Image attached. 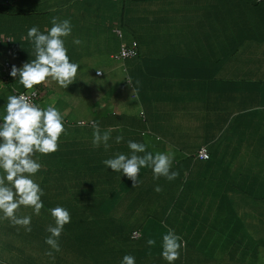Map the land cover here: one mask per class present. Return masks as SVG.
I'll return each instance as SVG.
<instances>
[{
  "label": "crops",
  "instance_id": "0c3cea01",
  "mask_svg": "<svg viewBox=\"0 0 264 264\" xmlns=\"http://www.w3.org/2000/svg\"><path fill=\"white\" fill-rule=\"evenodd\" d=\"M138 1L145 2L148 0ZM174 1L164 0V9L163 7L157 9V11L164 10L162 19L164 27L160 30L155 29V32L163 35L165 42L167 40V44L163 45V66L172 73L171 76H163L161 69L152 72V69L143 71L134 68L131 72L132 85H128L129 82L127 81L125 82L127 88L131 89L129 98L126 97V100L119 98L127 96L125 85L123 86L124 93L108 95L106 91L103 92L98 89L92 82L96 77V72L100 69H104L110 74L112 82L114 77L118 76L120 67L114 61L113 55L118 52L121 42L119 46L118 44L115 46L113 43L117 42L115 39L117 37L109 39L107 34V38L101 39L98 46L90 45L85 54H79L81 46L89 44L93 36L76 37L82 43L79 45L74 43L73 56L76 64L80 66L74 83L65 89L49 78L45 85L50 84L51 87L49 86L43 92L40 105L47 108L50 106V101H54L53 106L61 111L67 120L75 121L84 118L87 121L99 122L102 132L112 129L111 133H133L129 141L145 144L147 152H149V144L164 143L165 151L173 157L171 169L174 172L179 171L177 189H181V185L184 186L178 199L182 202L180 208L185 209L187 201L196 202L202 214L206 213L208 218L215 219V212L220 218L223 208L221 206L227 200L232 201L233 193L238 194L233 185L225 186L229 182V180L226 182V171L234 174L231 179H239L244 182H246L247 177H252L253 166L257 175L261 172L264 174V160L257 161L255 157L258 154L264 157V96H261L259 101V109L252 108L249 103L251 91L256 89V87L251 86V82L254 81L253 79L264 80V1L258 0L259 5L256 6L250 0H236V4L227 9V15L224 19H213L217 24H222L219 28L226 32V39L221 38L220 42L227 44L225 47L217 48V53H220V57L226 60L222 62L221 66H216L212 62L211 65L201 63V59H198L197 55L192 57L188 53V47L184 44V37L182 36L184 28L186 34L187 26L204 24L205 17L200 16L207 9V7H203L204 0H197V3H201V12H198L196 8H187L191 0H186V4L182 1ZM133 8L147 9L148 6L143 3L141 7ZM149 8L152 9V7ZM153 10L155 11L154 14L149 15L150 22L157 18L156 9L153 8ZM67 11L68 14L72 13L71 9H67ZM60 12L62 9L57 10V13ZM127 17L130 18L129 15ZM125 21H129V19H125ZM118 24L117 20L116 25L119 26ZM173 27L175 28L172 29ZM195 32L194 29L192 34ZM172 36L178 39H172ZM145 37L149 38L150 35ZM196 38L202 40L201 35ZM28 45L31 46V44ZM28 45L27 49L20 51L23 58L12 61L18 69L35 59L34 50L29 49ZM108 49L113 54L111 61H106L103 58V53H107ZM161 53L162 50L158 52V54ZM90 73L94 75V78ZM88 75L89 78H87ZM15 79L19 81V77ZM79 82L85 83L80 84ZM119 83L124 82L122 80ZM74 89L78 92L79 102L76 103L73 99L65 101L66 91L68 90L67 93H69ZM137 90L142 91V93L135 97ZM131 95L133 96L131 97ZM107 98H111V101H108ZM78 104L84 105L82 112L77 111ZM199 113H201L200 116H198ZM203 114L205 115L203 116ZM117 116H120L121 119L114 120L113 118ZM228 120L230 128H237L240 133H218V124ZM88 138V142H90L91 136L88 135ZM81 139L86 141L85 137H81ZM119 145H121V151L117 152L118 146L114 143L108 152L125 155L130 153L128 144L124 148V140ZM203 147L209 150L210 160H212L209 166H203V160L197 157L199 150ZM235 153L246 155L247 158L243 162V170L240 173H238V167L241 164L238 162L236 164L237 160L231 158L236 157ZM232 160L233 162H230ZM74 164L77 165L78 163L74 162ZM146 169L152 171L150 168H141L140 182L135 188L130 179L123 180L118 184L115 177L124 178L122 172L115 173L105 165L100 168L99 179L98 177L93 179L95 181L98 179L100 187L108 186L115 180V185L107 189L110 197L109 206L116 209V217L119 214H125L126 217L132 215L133 219L138 218L137 223L131 228L133 232H141L144 227V215L150 213L154 202H158L155 195L149 197V191L152 188L155 190L157 183L161 182L159 186L162 191L153 190V194L161 195L167 192V187L164 184L165 178L161 177L159 180H155L153 172L151 176L146 175ZM1 171L0 175H3V170ZM186 171L187 174H185ZM241 173H243V178L237 176ZM41 176L44 177L43 171ZM85 178L91 180L86 176L80 178L78 183L90 185ZM189 178L193 180L192 187L195 188L199 183L200 187L194 189L200 192L199 195L193 194L192 190L187 188ZM212 179H214L213 183ZM212 184L214 185L212 186ZM258 186L257 193L264 191V183H260ZM77 193L84 194L80 196L81 198L88 196L87 188L84 192L79 190ZM255 194L254 192L253 195ZM241 196L242 200L246 198L244 193ZM217 205L221 206L215 207ZM106 207L107 205L102 206L101 212L107 210ZM22 208L24 206H21L17 211L19 212ZM202 214L198 216L196 213L195 218L204 223ZM18 215L20 214L18 213ZM13 227L17 229L16 226L13 225ZM141 239L143 240L141 245L145 246L140 247L141 257H145L147 251L150 250L160 249L162 253V240L154 239L156 241L155 246L149 247L147 245L148 239L143 235ZM155 255L157 256L156 259L160 258L159 253H155ZM90 258H92L91 255L88 256L87 264H94ZM160 261V264H168L167 261L163 260V257Z\"/></svg>",
  "mask_w": 264,
  "mask_h": 264
},
{
  "label": "trees",
  "instance_id": "16d2710c",
  "mask_svg": "<svg viewBox=\"0 0 264 264\" xmlns=\"http://www.w3.org/2000/svg\"><path fill=\"white\" fill-rule=\"evenodd\" d=\"M178 1H182L185 4L187 3L186 0H175L174 2ZM250 1L256 6L259 5L258 0ZM204 2L205 4L203 7H207V9L200 14V16L205 17V21H203L204 24L187 26L186 34L184 28V32L182 31L184 44L188 47V53L192 57L197 55L198 59H201V63L211 65L212 62L215 63L216 66H221L222 62L226 60L220 57V53H217V48L225 47L227 44L226 42H220L221 38L226 39V32L219 28L222 24H217L213 19H224L227 15V9L233 7L237 1L204 0ZM143 3L148 7H152V9L158 7H163L164 9V6H162L164 5V0H148L145 2H140L138 0H0V125L3 124L4 121L2 118L6 115L5 108L8 102V96L14 95V89L17 91H28L19 84L18 79L13 78L11 75L5 76V74H3L4 66L10 64L13 67L12 61L14 59H22L23 54L20 51L27 49L28 44H31V46L28 45L29 49L34 50L32 42L29 39L23 38L27 37L28 30L34 26L38 27L42 33L47 34V30L52 27L51 21L54 17H59L60 20L67 19L71 22V35L64 38L67 55L71 63H76L73 56L75 51L73 41L77 39L76 37L86 35L93 36L89 44L85 46L82 45L80 48L79 54H85V51L87 52L90 45L98 46L101 39L107 38V34L109 39L115 37V30L117 27L121 26L125 29V35L128 34V32L130 33V40L128 39L129 37L125 40L127 45L131 46L135 42L136 55L123 58L119 47L118 52L114 55L112 51L108 49L107 53H103V58L106 61H111L113 55V59L119 64V67L121 68V66H123L122 70L126 73V75L124 73L125 80L123 81H127L129 82L128 85H132L131 72L134 68L143 71L152 69V72H157L161 69L163 76H171L172 73L163 66V45L167 44V40L165 42L163 35L155 32L164 27V22L162 21L164 14L156 15V20L152 22H150V18L146 16L138 19L137 17H132V20L127 17L128 8H138L141 7ZM187 8H196L198 12H201V3H197V0H191ZM58 9H62V12L57 13ZM67 9H71L72 13L68 14ZM165 14L167 16V12ZM125 19L132 21L133 25L129 24ZM117 20L119 26L116 25ZM174 28L175 27L172 29ZM194 29L196 32L192 34ZM146 35L148 37L150 35V37L146 38ZM199 35H201L202 40L196 38ZM116 41H118V39H116ZM113 44L116 46L118 43L114 42ZM160 50H162V53L158 54ZM97 72H101V75H96L95 78L94 75L90 74L94 78L92 82L93 85L97 86L98 89L103 92L106 91L108 95H117L125 92L123 88L124 83H119L120 81H118L117 85H115L116 76L112 82L111 76L106 70L100 69ZM87 78H89V75ZM253 80L256 82L252 81L251 86L256 87V89L251 91L252 94L249 98V103L252 108L259 109V101L261 96H264V88H262L264 80ZM79 83L84 84L85 82ZM31 91H36L38 93L39 100L37 102L40 105L45 90L36 86ZM110 92L111 94H109ZM136 92L135 97L142 93L140 90ZM74 93H78L76 89L71 90L67 96L71 98ZM129 96L130 95L127 94V96H121L119 98L125 99L126 97L129 98ZM107 99L111 101V98ZM78 101L75 102L77 103ZM40 107L46 109L41 105ZM59 112L62 114L61 111ZM200 114L201 113H199L198 116H200ZM205 114H203V116ZM115 115H117V113H115ZM62 118L65 133L62 134L59 140L58 151L49 155L36 153L34 157L41 164L40 170L41 172L43 171L44 175V177H42L40 172V180L39 182L36 181V183L39 185L43 181V184L39 186L43 192H45L44 195H46L43 197L44 207L41 209V211L43 210L41 214L43 216L37 218L38 222L36 220L34 223H31V232H33V234L30 242L33 244V249L37 247L39 251L37 254H33L34 251L32 249L28 250L26 247L15 260H17L19 264H87L88 256L91 255L92 258L96 260L94 264H101L102 261V264H105L107 258L104 252L105 249L102 247L103 243L98 241L101 237H108L109 240L113 241L111 245L110 262L108 264H121L125 255L133 256L135 258V264L153 263L157 257L154 250L147 251L145 257L140 256V247L145 246L141 245L143 242L141 239L142 236L133 237L131 228L134 227L135 223L131 220L132 215H127L126 217L123 214H119L116 217V209L113 206L112 208L109 206L110 203L108 200L110 197L107 189L115 185V180L112 184L103 187H100L97 181L100 175V168L104 166L103 161L105 159L114 158L113 156L121 151V145L115 142V137L123 136L125 148L133 133H111L109 144L112 146L116 143L118 148L116 153L110 154L108 151L111 150V147L107 151H105L103 144H101L99 148L93 147V125H99V122L87 121L86 119L84 120V118L75 121L67 120L63 114ZM113 119L120 120L121 117L117 116ZM218 126V133H240L237 128H230L229 120L218 124ZM99 127L101 126L99 125ZM88 135L91 136L90 142H88ZM81 137H85L86 141L82 140ZM235 156L236 157H231L235 158V161L240 158L239 154ZM246 160V155H242L240 160L237 161L241 164L238 167V173L242 172L243 162ZM74 162L78 164L76 165ZM230 162H233V160ZM203 163V166H209L212 160H205ZM252 169L255 171L254 166ZM0 173H2L1 170ZM121 174L123 175V173ZM185 174H187V171ZM242 174L243 173L237 176L243 178L244 176ZM233 175L232 172L226 171V182L229 180L231 183L228 182L225 186L228 187L233 185L235 191L239 195H243L244 193L246 198L242 200V196H240L242 201L241 204L239 203L237 206H235L231 200H227L223 206H215L223 207L220 218L217 217V219H225L221 225H218V234L221 236V251H223L226 259L231 257V259L223 261V264H258L261 259L260 253L264 256V246L254 244L259 241L255 240L253 235L255 229L264 231V191L257 193L256 188L259 187L258 185L260 183H264V174L261 172L257 175L255 171L254 177H247L246 182L240 181L238 186L237 183L239 179H231ZM86 176L91 178V180L85 178L90 185L78 183L80 178ZM123 176L124 178L121 179L115 177L118 184L126 180L127 176ZM97 177L98 179L96 181L93 180ZM51 180L57 181L59 187L62 189L57 192V196L54 198H52L49 193L51 191L46 187V184ZM127 180H129L128 177ZM211 181L213 183L214 180L212 179ZM253 181L256 182V184H254L256 188L252 187ZM192 182L193 180L188 182L189 185L187 188L192 190L193 194L199 195L200 192L194 190L200 187L199 183H197L194 188L192 187ZM201 184L204 185L203 183ZM213 185L214 184H212V186ZM86 188L88 196L86 198H81L80 196L84 194L77 192L79 190L80 192H84ZM254 192L256 193L255 199L248 203L247 197H250ZM149 197H154L153 189L149 191ZM104 205H107L105 209L109 211L103 210L101 212V208ZM58 206L66 209L68 208L67 210L70 213L71 221L65 225L59 238L58 242L61 250L55 252L45 241L50 235L46 229L49 225L55 226L50 210ZM25 208L28 210L31 207ZM30 212H32V210H30ZM0 215L3 216V213L0 212ZM255 215H258V217L254 219L257 220V223L253 225L250 221L253 220ZM5 224L13 225L10 219L7 220ZM204 224L205 223H203V225ZM213 225L214 224L211 226ZM16 227L19 228L18 225ZM4 229V227H0V243L3 242V233L6 231V229ZM18 230L19 229H14V231ZM224 236H226V238H224ZM203 246L211 247L210 241L205 240ZM49 251L52 252L51 256L48 255ZM184 261L189 264L188 259L180 255L177 264H184Z\"/></svg>",
  "mask_w": 264,
  "mask_h": 264
},
{
  "label": "clouds",
  "instance_id": "9594fccd",
  "mask_svg": "<svg viewBox=\"0 0 264 264\" xmlns=\"http://www.w3.org/2000/svg\"><path fill=\"white\" fill-rule=\"evenodd\" d=\"M51 24L47 34L35 26L28 30L27 37L23 39H29L34 45L35 59L25 63L20 69L12 67L10 75L13 78L19 77L18 82L26 90H33L36 86L47 83L49 78L67 89L77 76L80 66L69 61L64 39L71 35V22L54 17ZM118 32L122 33V38L117 36ZM115 34L121 40L120 49L123 44L127 45L124 30L117 27ZM73 42L77 45L82 43L79 39ZM35 95L36 92L32 91V96ZM7 101L6 115L2 118L4 122L0 125V170L4 173L0 175V212L14 226H23L26 231L31 232V217H18L16 212L24 206L31 207L37 216L40 215L44 207L41 201L44 193L32 178L41 169V164L34 157L36 153L49 155L57 152L65 127L62 114L54 106L42 109L24 94L10 95ZM93 128V147L99 148L103 144L107 151L111 147L109 140L112 129L101 132L98 124H94ZM123 139V136H116L115 142L119 144ZM128 148L131 150L129 155L117 153L114 158L105 159L103 164L115 173L122 172L133 182L134 188L140 182L141 168H150L155 180L164 177L171 181L179 175L178 172L171 171L173 157L170 154L158 152L153 155L146 151L145 144L133 141L128 142ZM155 191L160 192L162 188L157 186ZM50 212L55 226L49 225L46 229L50 235L45 243L53 251L59 252L61 249L58 241L65 225L70 223L71 216L67 209L59 206ZM134 233L139 235L141 232H133V235ZM155 244L154 239L147 240L149 247ZM182 247V237L173 230L169 229L163 235L161 254L168 264L179 259ZM48 255L51 256L52 252L49 251ZM121 264H135V258L125 255Z\"/></svg>",
  "mask_w": 264,
  "mask_h": 264
},
{
  "label": "rangeland",
  "instance_id": "374dc122",
  "mask_svg": "<svg viewBox=\"0 0 264 264\" xmlns=\"http://www.w3.org/2000/svg\"><path fill=\"white\" fill-rule=\"evenodd\" d=\"M158 8H160V7H158ZM158 8H156L155 15L163 14L164 10L161 9V10L157 11ZM154 12L155 11L153 9L148 7L147 9H131V10H128V15L130 18L137 17V19H138V18L144 17V16L149 18V15H153ZM128 23L133 25V22L130 20L128 21ZM121 29L125 31V29L123 27H121ZM128 34H129V38L127 37V34H126V39L128 38L130 40V33L128 32ZM116 39H118V38H116ZM172 39H178V38L172 36ZM120 41L121 40L118 39L117 43L119 44ZM122 69H123V66H121V68L118 72V76H116L115 85H117L118 81L125 80V77H124L125 72H123ZM125 75H126V73H125ZM123 82H124V85H125L124 87L126 88L127 94L129 95L131 92V89L127 88L125 81H123ZM49 86L51 87L50 84L48 86H46L45 84H41V85H38L37 87L46 90ZM68 90L65 93V96H66L65 101H67V99H71V100L73 99L74 101H76V100L78 101L79 100L78 93H74L73 96L71 98H69L67 96V94L70 93V92L67 93ZM28 91L30 92L31 90H28ZM109 94H111V92ZM133 95H131V97ZM82 100H84V99H82ZM53 103H54V101H50V103H49L50 106H53ZM83 107H84V105L78 104L77 105V111L82 112ZM165 148L166 147H165L164 143H161L159 145H156V143H151L148 146V151L153 153V155H155L158 152L167 154V152L165 151ZM240 155L242 156V154H240ZM178 156H180V155H178ZM241 156H240V158H241ZM255 157H256L257 161L264 160V157L261 156L260 154L256 155ZM240 158H238L237 161L240 160ZM237 161H236V164H237ZM257 166H258V164H257ZM171 171H173V170H171ZM40 172H41V170H39L32 177L34 179V182H36V181L39 182ZM178 173H179V171H178ZM146 175L151 176L152 171H149L148 169H146ZM254 176H255V171L252 172V177H254ZM126 180H127V177H126ZM240 181L241 180H238L237 186L240 184ZM252 183H253L252 187H255L254 184H256V182L253 181ZM40 184H43V181ZM164 184L167 187V189H166L167 192L165 194H161V195L154 194L156 196V199L158 200V202H154V205L152 206L150 213L144 215V217H143L144 227L141 229V233L139 235H143L147 239H160V240H162L163 235L166 234L169 229L173 230L177 235L182 237L183 247L180 250V255H182L185 258L187 257L186 259H188L189 264H223V261H227L228 259H231V257L226 259L223 251H221V248H222L220 245L221 244L220 243V237L221 236L218 234V232H219L218 231V227H219L218 225H221L223 223V221H225V219H217L218 214L216 212H215V214H216L215 219L208 218V215L206 213L202 214L200 212L199 205L196 202L194 203L192 201L191 202L187 201V204L184 207L185 209H181L180 207L182 206V202H181V200L178 201V199L180 197V194H181L184 186H182L181 189H177V186L179 184L178 176L176 179L171 180V181H169L168 179L165 178ZM46 185H47L46 187L51 191L49 193L51 194L52 198L57 196V192L62 190L61 187H59L58 182L55 180L49 181ZM158 186H159V184H158ZM152 189L154 190V188H152ZM256 190H257V188H256ZM43 193H45V192H43ZM185 193H186V191H185ZM45 196L46 195H43L41 198V201L43 204H44L43 197H45ZM240 196L241 195H239V194H234V193L232 194V203H234L235 206L239 202L241 204ZM184 197H185V194H184ZM247 199H248V203H250L251 201H253L255 199V195L252 194L250 197H247ZM30 210H32V212H30ZM42 211H41L40 215L37 216L34 213V210L32 208L27 210L24 207L19 212L17 211L16 215L18 217L30 216L31 217V223L32 222L34 223V221H36V220L38 222L37 218H41L43 216V215H41ZM18 213L20 215H18ZM196 213L198 214V216H200V214L203 215L204 223H205L204 225H203V223L200 222L199 219L195 218ZM256 217H258V215H255L253 220L250 221L253 225L257 223V220H254ZM7 220H9V219H5L4 216L0 215V227H4L6 229V231L3 233V242L0 243V264H19L17 262V260H15V259L19 255H21L22 250H24L26 247L28 248V250L32 249L34 251L33 254H37L39 250L37 247H34V249H33V244H31V242H30V239L32 238L33 232L26 231L23 226H19V228H17L19 230L14 231L13 225H11V224L6 225L5 224V222ZM131 220L136 224L138 218L136 217L135 219H133L131 217ZM212 224H214V225L211 226ZM30 227H32V226L30 225ZM207 234H209V235H207ZM206 235H207V237H206ZM134 236L135 235H133V237ZM0 237H1V234H0ZM4 237H5L6 241L4 240ZM253 237L255 238V240L259 241V242H255L254 244H259V245L264 246V231H258L255 229ZM224 238H226V236H224ZM205 240H209L210 245L213 248H211L209 246L204 247L203 244L205 243ZM98 242L103 243L102 247L105 249L104 252H105V255L107 257L105 264H108L110 262V252H111V245H112L113 241L109 240L108 237H101V239H99ZM16 246H18V247H16ZM154 252L159 253L160 258H157L151 264H160L161 263L160 260L162 259L161 251H160V249H156V250H154ZM261 255H262V257H261ZM260 258L261 259H260L258 264H264V256L262 253H260ZM222 259H224V260H222ZM163 260H164V258H163ZM90 261L92 263H94L96 260L94 258H90ZM185 262L186 261H184V264H187ZM102 263H103V261L101 262V264ZM21 264H23V263H21ZM173 264H177V260L174 261Z\"/></svg>",
  "mask_w": 264,
  "mask_h": 264
},
{
  "label": "built area",
  "instance_id": "2783aa9c",
  "mask_svg": "<svg viewBox=\"0 0 264 264\" xmlns=\"http://www.w3.org/2000/svg\"><path fill=\"white\" fill-rule=\"evenodd\" d=\"M117 36L119 38H122L123 37L122 33H120V32L117 33ZM135 46H136L135 42L131 46H127V45L123 44L122 47H121V56L123 58L135 56L136 55V48H135ZM11 70H12V66L10 64H6L4 66V69H3V74H5V76H9L10 73H11ZM96 74L97 75H101V72H97ZM5 79H6V77H5ZM13 93L16 96H18L20 94L27 95V96H29L31 98V100H32V102L34 104H36L37 106H39V104L37 102L38 101V93L37 92H36V95L35 96H32V91H30V92L29 91H17V90L14 89L13 90ZM197 157H198V159L203 160V161L209 160L210 159L209 150L206 147L201 148L199 150L198 154H197ZM134 235H135L134 237H138L139 236L137 233H134Z\"/></svg>",
  "mask_w": 264,
  "mask_h": 264
}]
</instances>
